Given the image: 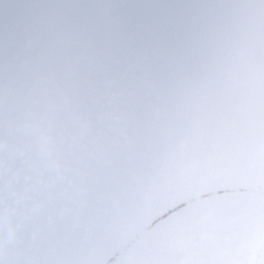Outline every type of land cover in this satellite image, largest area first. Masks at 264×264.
Instances as JSON below:
<instances>
[{"label":"water","instance_id":"95a60500","mask_svg":"<svg viewBox=\"0 0 264 264\" xmlns=\"http://www.w3.org/2000/svg\"><path fill=\"white\" fill-rule=\"evenodd\" d=\"M239 188L264 190V0H0V264H102Z\"/></svg>","mask_w":264,"mask_h":264},{"label":"rangeland","instance_id":"374dc122","mask_svg":"<svg viewBox=\"0 0 264 264\" xmlns=\"http://www.w3.org/2000/svg\"><path fill=\"white\" fill-rule=\"evenodd\" d=\"M106 264H264V190H217L180 203Z\"/></svg>","mask_w":264,"mask_h":264},{"label":"trees","instance_id":"16d2710c","mask_svg":"<svg viewBox=\"0 0 264 264\" xmlns=\"http://www.w3.org/2000/svg\"><path fill=\"white\" fill-rule=\"evenodd\" d=\"M159 216H160V215H159ZM115 254H116V253H115ZM115 254H112L111 257H113ZM111 257H110V258H111ZM110 258H109V259H110ZM109 259H108V260H109ZM106 262H107V261H105L103 264H106Z\"/></svg>","mask_w":264,"mask_h":264}]
</instances>
